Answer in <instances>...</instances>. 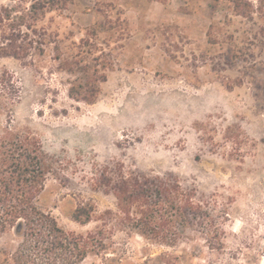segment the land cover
Masks as SVG:
<instances>
[{
    "label": "rangeland",
    "instance_id": "374dc122",
    "mask_svg": "<svg viewBox=\"0 0 264 264\" xmlns=\"http://www.w3.org/2000/svg\"><path fill=\"white\" fill-rule=\"evenodd\" d=\"M30 0H0L12 16ZM183 0H73L36 25L57 36L64 58L73 42L98 32L112 50L113 71L95 103L66 96L75 74L60 71L47 48L30 60L2 59L21 94L14 125L29 127L53 164L37 205L66 231L77 204L113 208L96 188L106 166L170 174L227 207L223 248L196 233L175 247L117 233L109 249L81 264H264V23ZM230 14V13H229ZM212 27V28H211ZM14 231L0 236V264L16 252Z\"/></svg>",
    "mask_w": 264,
    "mask_h": 264
},
{
    "label": "trees",
    "instance_id": "16d2710c",
    "mask_svg": "<svg viewBox=\"0 0 264 264\" xmlns=\"http://www.w3.org/2000/svg\"><path fill=\"white\" fill-rule=\"evenodd\" d=\"M195 1L207 2L213 11L226 8L223 24L231 23L230 15L252 24L256 20L264 23V0H183V7ZM72 2L30 0L20 16L2 8L0 61L9 58L33 63L49 47L58 69L77 76L69 82L66 96L91 105L114 69L113 49L98 43L99 31L92 30L86 38L73 42L64 58L57 36L36 25L47 13L64 10ZM260 30L264 31V26ZM20 94L16 77L0 67V236L14 231L22 240L7 263L81 264L88 256L104 254L109 249L107 241L117 233L166 247H175L196 233L210 248H223L227 207L215 214L210 200L185 187L177 177L141 173L123 164L104 167L96 180V188L113 198V208L99 210L91 201L77 204L70 219L81 226L93 223L94 227L84 234L60 227L37 205L53 164L35 132L14 125L13 112Z\"/></svg>",
    "mask_w": 264,
    "mask_h": 264
}]
</instances>
